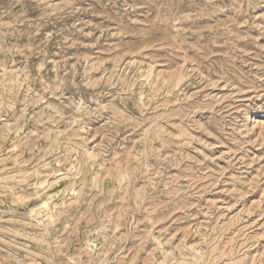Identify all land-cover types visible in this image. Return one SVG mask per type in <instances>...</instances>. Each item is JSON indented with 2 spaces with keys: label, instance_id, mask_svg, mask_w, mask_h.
Instances as JSON below:
<instances>
[{
  "label": "rangeland",
  "instance_id": "obj_1",
  "mask_svg": "<svg viewBox=\"0 0 264 264\" xmlns=\"http://www.w3.org/2000/svg\"><path fill=\"white\" fill-rule=\"evenodd\" d=\"M0 264H264V0H0Z\"/></svg>",
  "mask_w": 264,
  "mask_h": 264
}]
</instances>
